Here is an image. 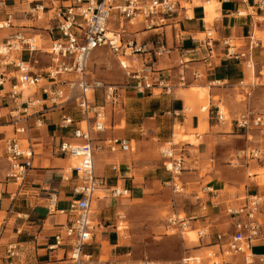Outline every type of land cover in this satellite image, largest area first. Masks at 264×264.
<instances>
[{
    "label": "crops",
    "instance_id": "0c3cea01",
    "mask_svg": "<svg viewBox=\"0 0 264 264\" xmlns=\"http://www.w3.org/2000/svg\"><path fill=\"white\" fill-rule=\"evenodd\" d=\"M43 1L49 3L48 0ZM60 1L66 2L67 0ZM215 1L216 4H219V8L215 11L206 12L207 8L210 7V4H207L208 1L191 0L189 9L175 19L179 23L152 31H146L142 26L128 33L131 39L136 40L139 44L144 43L148 50L151 49L148 53L139 55L138 61L153 66L155 71L153 83L156 85L160 80L165 79L175 84L176 87L172 94L161 91L158 96L155 95L156 89L154 92L146 94H138L135 91L121 92L122 108L117 112L126 110L135 116L132 119H126L125 129L116 131L114 125L107 136L100 138L103 141L109 138L125 139L132 146V150L118 154L103 150L105 156L98 157L97 154L95 156L96 174L104 178L106 183L104 189L97 194L93 201L97 221L105 228H102L103 230L98 234L94 245L85 247V252L93 254L95 260L108 262L106 264L113 262L130 264L129 257L131 254L123 249L120 244V233L122 234L127 227H124V222L118 220L112 224L110 219L113 216L119 217V211L129 210L139 199L137 194L140 193L139 182L143 176V171L140 165L137 166L139 162L133 161L128 156L129 153L134 152L132 145L134 141L141 144L142 149H145L148 144L153 146L152 139L156 138L161 143H166L173 134V140L169 144L176 145L178 144L174 143L176 133L173 132L175 127H180L185 134L189 133L191 129H200L203 132L209 129L201 137L202 141L196 147L197 149L191 148L193 146L185 147V150L192 149L198 154L194 157H191L190 153L184 154L188 155L187 159L191 162L188 165L186 162L184 163L185 172L183 174L186 179H190L191 173L189 171L191 170H187V167H195V170L192 171L197 177H191V179L196 180L194 182L196 185H193V194L189 197L192 200L196 199L197 207L189 217L193 220L189 221L188 225L194 228L190 232L196 233L195 230L204 229L205 232L201 238L211 240L213 237L212 248L215 247L218 234L232 232V220L227 214V209L241 204L240 200L243 198L239 196L241 186L244 185V195L247 192L264 195V187H261L258 181H250L247 176L249 169H264V145L252 143L250 136L236 129L232 123L228 126L227 123L210 122V126H208L205 114H195L193 117L186 114L187 107H191L189 101L193 100V105L199 106L197 101L200 96L199 93L193 92L194 89L207 90L208 93L209 90L205 87H209L213 97L225 98L234 93L235 89L239 87V83L245 82L250 73L255 75V68L248 74L243 63L225 60L221 55L211 58L206 49L193 45L190 38H198L199 35H203L205 28H209L208 25L212 24L210 28L216 30L217 38L227 37L236 41L247 42L254 33L257 24L256 19L264 21V5H261L260 0ZM6 2L9 6L8 10L14 13V28L0 30V40L19 32L27 37L40 34L41 37H37L42 42L39 47L40 49L47 48L50 44L47 30L54 22L45 20L48 24L47 27L37 25V21L24 13L26 8L20 7L18 0H6ZM195 2H199V5H194ZM47 16L53 17V12H49ZM0 18H4V13H0ZM31 21L35 24H29ZM34 27L43 30H34ZM123 29H125L124 26ZM158 33L166 40L168 47L174 49L171 55L156 57L152 51L154 48L152 42L161 38ZM263 53V51L259 52L258 49L255 50L256 63L264 62ZM182 58L186 62L183 66L179 64ZM23 59L30 63L34 72H43L51 64V57L42 51L33 56L24 53ZM183 71L188 85L198 83L203 87H192L190 93L183 92L177 96L176 92L179 88H183L177 85L179 74ZM89 80L100 79H94L89 75ZM14 83L15 79L7 80L3 90L0 89V115L6 111L5 116H3L6 120L0 121V129L12 127L13 134L12 137H8V132L0 131V264H62L65 259V250L61 248L51 251L49 247L55 243L56 236L63 231L62 225L67 223V217L60 215L58 211L68 209L74 198L73 190L76 186V177L73 172H69V169L74 166L68 165L75 159L71 160L68 156H53L51 146L59 145L63 141H74L72 137L74 127L59 128L63 114H70L76 121L80 120V116L73 107H66L64 110L55 109L43 116L42 127L31 133L33 137L31 145L35 151L33 168L29 171L24 184L19 188L12 180L6 178L11 167L5 154L6 139L17 138L22 146H27L26 138H28L26 134H15L16 127L8 116L10 107H6V101L3 98ZM105 83L107 82L105 81ZM258 89L257 87L250 88L249 92L245 93L248 102L243 104L244 107L251 106L253 95ZM98 95L97 103L100 104L102 92H99ZM35 97L36 99H45L41 91L35 92ZM212 102V104L210 103L211 107L217 105L214 104V101ZM147 103L146 109L145 104ZM46 106L43 107L46 108ZM204 108L206 110L203 111L202 108V112L208 110L207 107ZM146 113L148 117L140 123V118ZM209 117L214 120L211 114ZM109 119L111 120V118ZM182 136L188 137V135ZM189 143L196 144L194 138ZM99 144L103 145V143ZM240 147L259 149L261 158H237V155L233 153H237V149ZM209 162L212 163V171L205 177H200L201 166ZM114 165H117V171L113 170ZM254 178L257 179L258 176ZM188 185L185 182L183 190L187 189ZM115 187L130 190V196L113 197L111 189ZM199 190L204 194V199L198 197ZM232 190L237 192L232 193ZM100 193L105 195L102 196ZM51 197L55 199V213L49 210ZM130 213L132 215L137 214V208H133ZM183 239L190 245H196L199 242V238L197 242H190L185 237ZM12 244L17 246L14 258H10L6 253L8 246ZM257 245L264 248V238L256 242L254 247ZM104 246L112 248L107 260L102 259L105 255ZM202 250L187 251L185 253L188 256L186 259H191L192 255ZM217 256L219 255L217 254ZM228 260L230 259L226 261ZM240 260L242 261L241 258ZM95 264H100V262Z\"/></svg>",
    "mask_w": 264,
    "mask_h": 264
},
{
    "label": "built area",
    "instance_id": "2783aa9c",
    "mask_svg": "<svg viewBox=\"0 0 264 264\" xmlns=\"http://www.w3.org/2000/svg\"><path fill=\"white\" fill-rule=\"evenodd\" d=\"M48 1L50 5L47 6L43 0H18L20 7L26 8L24 13L31 16L34 21L54 22L47 30L50 38L47 48L40 49L37 43L40 34L27 37L19 32L0 40V89L3 90L7 80L15 79L10 91L6 92L3 98L6 107H10L8 116L16 127L15 134L28 136L27 146H22L17 138L6 139L5 154L11 165L6 178L12 180L19 188L26 181L29 171L33 168L35 155L31 145L33 142L31 133L42 127L45 114L55 109L64 110L66 107L76 109L80 120L76 121L70 114L65 113L59 124L60 129L74 127L72 132L74 141H63L59 145L51 146L53 156H68L75 159L77 165L69 169L76 177L74 198L68 209L58 211L60 215L67 217V223L62 225L63 231L56 236L55 243L49 249L65 250L62 264L96 262L106 264L108 262L95 260L93 254L85 252V247L94 245L98 234L101 233L100 230L105 228L99 222L96 223L97 218L93 209V201L106 184L104 178L96 174L95 156L99 150L118 154L131 151L132 146L125 139L109 138L103 141L99 135L107 131L110 114H115L122 108V91L146 94L156 89L172 94L176 87L165 79L156 85L153 83L155 75L153 66L138 61L139 55L148 53L151 49L148 50L146 44H139L131 39L123 26L127 23L133 26L135 22H139L146 31H152L177 24L179 22L175 19L189 9L187 5H190L191 0ZM260 3L264 5V0H260ZM8 9L6 0H0V13H4V18H0V30L14 28V13ZM49 12H53V17L47 16ZM114 23H119L120 28L111 31L109 27ZM34 30L43 29L34 27ZM125 35L129 36L126 40ZM203 35V39L191 37L190 41L193 45L206 49L211 58L221 55L225 60L243 63L247 69L255 68L254 52L261 43L255 41L254 33L243 46L237 45L233 38H217L214 28H205ZM158 36L161 38L152 42L154 46L152 51L156 57L171 55L174 49L168 47L160 33ZM99 48H108L118 60L126 78L123 87L110 85L101 80H89L88 62L93 52ZM40 51L51 57V64L43 72H34L30 63L24 61L23 55L28 53L33 56ZM127 62L129 64H126ZM185 63L184 58L179 62L181 66ZM260 79L261 84L252 83L244 86V82H240L239 86L248 89L264 86V75ZM177 85L186 87L184 71L179 74ZM30 89L41 91L45 99H36L35 93L25 96V91ZM99 92H102L100 104L97 103ZM44 105H47L46 108ZM208 112L219 124L229 121L219 105L210 107ZM230 122L247 136L252 132L264 136V113L257 112L251 106L236 114ZM174 152L172 147L161 151L163 167L172 175L173 180L182 173L185 163L183 155L176 157ZM237 158L260 159L261 152L259 149L247 148L240 151ZM113 170L117 171V165L113 166ZM255 176L258 175L249 174V177ZM174 192H181L176 185ZM111 194L117 198L130 196V190L115 187L111 189ZM240 201L241 204L237 207L227 209V214L232 220V232L218 234L216 237L215 247H218V253L213 257L220 256L230 260L222 258L213 264H236L234 259L237 258H241L243 264H264V252L256 254L253 250L255 243L264 238V195L247 192ZM54 202L55 199L51 197L49 210L52 213H55ZM119 219L124 220L125 216L119 215ZM191 220L193 218L182 219L180 223L188 225ZM169 224L176 226V221L170 220ZM201 235L203 236V232ZM16 250L17 246L12 244L8 246L6 253L10 258H14ZM191 261L192 258L183 259L178 264H187Z\"/></svg>",
    "mask_w": 264,
    "mask_h": 264
},
{
    "label": "rangeland",
    "instance_id": "374dc122",
    "mask_svg": "<svg viewBox=\"0 0 264 264\" xmlns=\"http://www.w3.org/2000/svg\"><path fill=\"white\" fill-rule=\"evenodd\" d=\"M201 2V1H199ZM199 2H195L194 5H199ZM47 5H50L48 2H44ZM190 7V5H187ZM219 8V4H216L215 0L210 1V7L207 8L208 11H215ZM256 27L254 29V39L258 41L260 46L257 48L259 52H264V21L262 19H256ZM29 24H35V22H29ZM119 23H114L109 28L111 31H116L119 29ZM37 25H41L47 27L48 24L46 21L38 22ZM143 24L139 22H135V25L131 26L129 23L125 24V29L127 33H131L132 31L142 27ZM208 27H212L208 25ZM131 31V32H130ZM128 35H125V40L128 39ZM199 39H203L204 35H199ZM37 43L40 45L42 42L39 38H37ZM239 46H243L246 44L245 41H237L236 43ZM264 57V53H263ZM256 54L254 52V64H255V75H252L250 72L252 69H247L246 71L249 74V78L244 82V86L251 85L252 83H262V75H264V62L256 63ZM122 61L126 59H121ZM47 63V62H46ZM126 64H129L128 62ZM88 73L90 77L94 79H100L101 81H106L107 84L115 85L118 87H123L125 83V75L124 70L120 67L118 60L110 53L108 48H100L97 49L91 56L88 62ZM237 87L234 93L231 95L221 98L218 96L213 97L209 87H205L209 90L202 89H194L193 92L199 93V106L195 107L194 101H189L190 108L187 107L186 114L189 117H193L195 114H205L208 120V126H210V122H216L215 120H211L209 117V108L214 101V104L219 105L226 113L229 121L227 122L228 126L231 125L230 120L235 117L236 114L244 111L247 106H243V104L247 103V98L245 96L246 92H249L250 89L247 87ZM192 87H203L200 84H190L186 85V87L179 88L176 92L177 96L180 93L186 92L190 93ZM259 88L257 92L253 95L251 107L259 113H264V86H256ZM36 92V89H30L25 91V96L33 95ZM161 93L160 90L155 91V95H159ZM202 93V94H201ZM211 103V104H210ZM142 106V105H141ZM250 106V105H249ZM148 103L145 104V108L147 109ZM207 107L208 110L206 112H202L201 109ZM131 113V114H129ZM6 111L0 115V121L6 120L3 118L5 116ZM135 115L132 112H128L126 110H121L117 112V114L111 115L109 118L108 131L104 134L99 135L100 137L107 136L109 132L112 131L113 126L115 125L116 131L123 130L126 128V119H132ZM141 117V116H140ZM148 117L146 113L145 116H142L139 122H144V120ZM199 119V118H198ZM0 131L8 132V137H12V127H7L0 129ZM206 132L201 131L200 129L193 130L191 129L189 133L185 134L180 127L174 128V133H176V137L174 138V143H178L176 145H171L173 140V134L170 140L166 143H161L160 140L154 138L152 139L153 146L148 144L145 149L141 148V144L138 142H133V153H129L133 161L139 162L137 166H141L143 171V176L140 178L139 182V191L137 194L139 199L136 201V204L132 206L129 210H122L118 213L123 214L125 216L124 220L119 219V217L113 216L110 221L112 224H115L117 220L119 222H124V227H127L121 234L120 244L123 246V249H126L131 255L129 257L130 264H138L142 262H152L154 264H178L181 263L183 259H186L188 256L185 255L187 251L203 249L201 252L192 255V261L188 262L189 264H213L214 261H221L222 258L213 257L214 254L218 253V247H211V244L214 243L213 237L211 240L201 238L202 232L205 230L200 228L195 230L197 240L199 238V242L196 245L187 244L184 241V237H187L188 233H191L190 225H182L180 221L182 219L188 220L191 216V212H194L197 207V201L192 200L189 196L193 194V185L196 180L191 179L197 177L192 170H195V167L190 166L187 167V170L191 174L190 179H186V176L183 174L185 171L183 169L182 173L179 174L175 179H172V175L168 173L163 167V159L161 155V151L164 148H173L175 150V156L179 157L181 154L184 157V162L187 165L191 162L187 159L188 155H184L185 153H190L191 157L197 155L198 152L193 151L192 149L185 150L187 146H193L191 148H196L201 143V137L204 136ZM135 134V133H134ZM182 135H188V137H182ZM178 139V142L176 141ZM194 138L196 142L195 145L190 144L191 139ZM250 140L252 143H257L260 146L264 145V136H260L256 132H252L250 135ZM101 139V138H100ZM101 145V144H100ZM197 149V148H196ZM247 149L246 147L238 148V152H234L233 154L237 155L240 151ZM253 149V148H249ZM98 157L105 156V152L99 150L96 152ZM72 160V159H71ZM77 161L70 162L68 166H76ZM239 166V165H238ZM197 167V166H196ZM212 171V163L209 162L206 165L201 166V174L200 177H205L208 173ZM137 174V172H135ZM249 174L255 175L258 174V178L249 177ZM248 179L250 181H258L261 187H264V169L252 168L247 171ZM210 181V179H209ZM188 183L187 189H184V183ZM174 185H176L181 192H174ZM241 197H244V185L241 186L240 190ZM237 192L236 190H232V193ZM104 196V193H100ZM198 197L204 199V194L201 190L198 192ZM234 201V200H233ZM133 208H137L138 213L132 215L130 212ZM119 214V215H120ZM181 217H183L181 219ZM176 221V226H172L169 224L170 220ZM98 221H96L97 223ZM188 226V227H186ZM116 229V228H115ZM103 230V229H101ZM100 230V231H101ZM207 232V231H206ZM188 238V237H187ZM186 239V238H185ZM188 240V239H186ZM211 247V248H209ZM111 247L104 246L105 255L102 257L103 260H107L109 258V254L111 251ZM254 252L256 254L262 253L264 248L260 245L254 247ZM194 258V259H193ZM236 264H242L240 258L234 259ZM187 263V264H188Z\"/></svg>",
    "mask_w": 264,
    "mask_h": 264
},
{
    "label": "bare ground",
    "instance_id": "6f19581e",
    "mask_svg": "<svg viewBox=\"0 0 264 264\" xmlns=\"http://www.w3.org/2000/svg\"><path fill=\"white\" fill-rule=\"evenodd\" d=\"M211 1V0H210ZM210 1L207 2V4H210ZM202 94V93H201ZM203 111L206 110V108L202 109ZM183 137V136H182ZM179 139V138H178ZM178 139L176 138V141L178 142ZM75 167V166H74ZM188 237V238H187ZM186 239H188L190 242H197V236L195 233H188Z\"/></svg>",
    "mask_w": 264,
    "mask_h": 264
}]
</instances>
